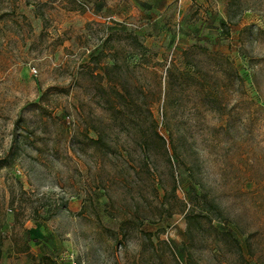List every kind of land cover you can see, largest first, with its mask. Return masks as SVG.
<instances>
[{"label":"rangeland","instance_id":"rangeland-1","mask_svg":"<svg viewBox=\"0 0 264 264\" xmlns=\"http://www.w3.org/2000/svg\"><path fill=\"white\" fill-rule=\"evenodd\" d=\"M81 1L0 0V255L264 264V0Z\"/></svg>","mask_w":264,"mask_h":264},{"label":"crops","instance_id":"crops-1","mask_svg":"<svg viewBox=\"0 0 264 264\" xmlns=\"http://www.w3.org/2000/svg\"><path fill=\"white\" fill-rule=\"evenodd\" d=\"M141 2L142 6L139 10L140 15H144L145 17H153L154 21H174L176 16L179 14V7L177 6V0H138ZM108 4L104 7L101 12L107 8ZM85 17H94L89 12L81 13ZM211 15V14H210ZM131 16V13L128 14ZM183 20L188 19L187 15H183ZM213 16H210L209 20H207L205 27H209L213 24ZM214 25V24H213ZM11 231L7 232L2 236L3 243L11 245L12 239ZM0 264H36L33 261L29 260L28 252L25 253H11V252H2L0 256Z\"/></svg>","mask_w":264,"mask_h":264},{"label":"trees","instance_id":"trees-1","mask_svg":"<svg viewBox=\"0 0 264 264\" xmlns=\"http://www.w3.org/2000/svg\"><path fill=\"white\" fill-rule=\"evenodd\" d=\"M75 1H77V3H78V6L81 8V10H82V12H84V11H86L87 9H88V4H86L85 2H83V1H81V0H75ZM28 3V2H27ZM227 60V59H226ZM41 207H43V206H41ZM34 215L35 216H37V215H40V213L37 211V210H35L34 211ZM3 239V238H2ZM0 243H2V240H0ZM1 256V255H0Z\"/></svg>","mask_w":264,"mask_h":264},{"label":"built area","instance_id":"built-area-1","mask_svg":"<svg viewBox=\"0 0 264 264\" xmlns=\"http://www.w3.org/2000/svg\"><path fill=\"white\" fill-rule=\"evenodd\" d=\"M36 72V70H34V73ZM68 264H80L79 262H77L76 260L72 259Z\"/></svg>","mask_w":264,"mask_h":264}]
</instances>
